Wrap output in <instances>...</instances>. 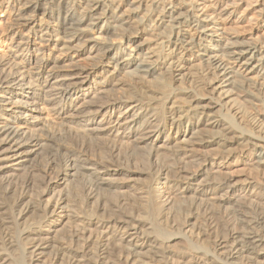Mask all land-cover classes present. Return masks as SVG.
I'll list each match as a JSON object with an SVG mask.
<instances>
[{
    "label": "bare ground",
    "instance_id": "1",
    "mask_svg": "<svg viewBox=\"0 0 264 264\" xmlns=\"http://www.w3.org/2000/svg\"><path fill=\"white\" fill-rule=\"evenodd\" d=\"M11 1L68 55L0 38V264H264V0Z\"/></svg>",
    "mask_w": 264,
    "mask_h": 264
},
{
    "label": "rangeland",
    "instance_id": "2",
    "mask_svg": "<svg viewBox=\"0 0 264 264\" xmlns=\"http://www.w3.org/2000/svg\"><path fill=\"white\" fill-rule=\"evenodd\" d=\"M158 1L159 2L161 1L160 4H158ZM158 1H157L158 7L159 8L163 7L162 6L163 0H158ZM168 1H170V0H168ZM171 1H177V0H171ZM182 3L183 4H189V1L184 0ZM8 4H10V5H8ZM11 4H12V1L9 3V0H6L3 7L0 8V24L2 23L1 24L2 27H0V38L7 42L6 51L11 52V50L16 49V47H14L16 45V40H18V41L22 40V39H19V35H27L28 38L30 37L29 38L31 40L30 43L32 42L37 47H40V48L43 46H46L49 49V50H47L48 55H50L52 57H66L68 55L67 52L58 51L57 48H55L51 43H49L47 41L44 42L40 39H35V37L33 36V33L29 34L28 28H26L25 26L17 25L16 23L18 21L15 20V17H16L15 14H17L16 12H18L19 4H18V1L17 2L15 1V4L18 6L14 7L15 8L14 10L11 9L12 7H8V6H11ZM164 5H166V3ZM121 7L123 9H125L126 6L122 5ZM157 16H158V13L155 15V18ZM239 16H240V14H238V18H237V16L232 15L229 19H220L218 21V23H219L218 26L220 29H222V31L220 30V32L223 33V36L227 39H232V40H235V39H238V40H254L258 43H261V46H263V48H264V21L259 19L257 21H253V22L250 21L249 22V21H246L245 19H243L242 17L239 19ZM39 17H37V20H36V22H38V24H42L44 20L45 21L47 20V18L41 19V17L40 18ZM40 20H41V23H39ZM128 35H129V32H127L124 36L126 37ZM113 40H114V42L117 43L120 41V37L116 36L113 38ZM22 41H26V40H22ZM123 43H125V39H124ZM76 60H77V63L79 65L90 67L89 66V64L91 63L90 59H84V57H78ZM199 67H201V68H199ZM199 67H198V69L200 71H202V73L207 74L206 76L212 75V70L209 68L208 65L201 64V65H199ZM255 80L260 81L259 78H256ZM209 91H210L209 85H207L205 88L202 89V92L207 97L210 95L208 93ZM258 91H259V89H258ZM261 92H264V90L262 89ZM239 94H240V92H239ZM234 96H237V95H234ZM187 97H188V95L183 96V98L186 99V101H185L186 105L189 104V101H188L189 99ZM244 104L246 105L247 110L249 109L248 113L251 116H253V115H256L257 117L260 116L259 114L262 112V105L261 104L255 105V106L252 105V107H251V104H249V103H244ZM253 154L254 153L249 148V149L245 150V153L240 158H242L244 161L252 162V160L254 159ZM241 167H243V165L238 164V162H236L234 164L232 163L227 168L230 170V173L233 177H238V172H239L238 170H240L239 168H241ZM241 170L239 173L243 172V171L241 172ZM263 173H264V168H263Z\"/></svg>",
    "mask_w": 264,
    "mask_h": 264
}]
</instances>
